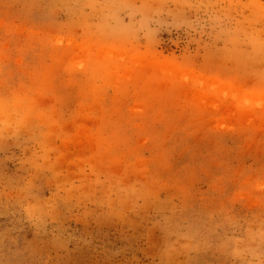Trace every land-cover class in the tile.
Returning <instances> with one entry per match:
<instances>
[{"label": "rangeland", "instance_id": "374dc122", "mask_svg": "<svg viewBox=\"0 0 264 264\" xmlns=\"http://www.w3.org/2000/svg\"><path fill=\"white\" fill-rule=\"evenodd\" d=\"M0 264H264V0H0Z\"/></svg>", "mask_w": 264, "mask_h": 264}]
</instances>
